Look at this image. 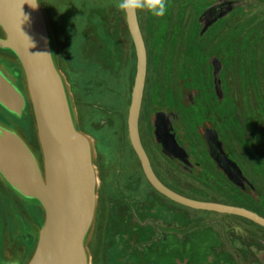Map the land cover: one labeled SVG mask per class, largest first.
I'll use <instances>...</instances> for the list:
<instances>
[{
  "label": "rangeland",
  "instance_id": "374dc122",
  "mask_svg": "<svg viewBox=\"0 0 264 264\" xmlns=\"http://www.w3.org/2000/svg\"><path fill=\"white\" fill-rule=\"evenodd\" d=\"M241 1L242 31L247 36L250 31L257 35L259 27L256 17L259 12L264 15V8L256 6V0ZM116 2L37 0L66 110L73 130L84 140L93 175L91 216L82 246L84 264H264V228L242 217L190 209L169 199L165 200V210L157 208L153 212L151 209L148 220L143 215L138 216L133 207H128L118 216L114 213L115 209L110 207H106L104 212L100 210L97 201L99 182L94 167L98 153L95 146L97 140L92 135H81L79 122L83 113H87L89 123L100 119H122L125 123L119 125V130L124 127L125 135H129L127 124L137 74V53L128 17L115 7ZM175 3L179 6V1L175 0ZM1 5L2 0L0 8ZM177 10L175 8L174 13ZM93 14L102 15L103 21L108 19L109 23L103 24L102 40L96 44V51L103 62L102 70L113 73L109 79L106 78L109 73L84 74L86 72L82 68L84 65L80 56L85 44L83 34L87 31L94 35L95 27L86 21ZM137 16L141 33L145 35L150 48L147 54L148 84L154 87L157 86L156 74L160 69L159 53L154 50L159 19L144 13ZM235 17L238 19L239 15ZM237 24L232 22V34L238 30L240 25ZM105 29L111 33L112 42ZM256 35L249 36L252 42ZM235 39L242 40V34ZM0 41L6 45L0 47V76L16 90L21 99V102L17 101L16 110L0 103V154L9 156L8 160L12 156L13 161L10 163L13 165L17 158L18 163L30 166L38 173L45 190L48 154L39 107L26 66L17 51L18 46L1 21ZM105 60L110 63L108 68H105ZM231 66L232 72H241L240 78H232L231 92L232 95L239 94L238 91L242 90L245 94L242 103L245 104L243 108L246 116L245 132L237 131V139L231 145L241 156H245L243 166L255 188L242 192L231 184L229 190H224L222 182L218 180L221 176L216 175L217 171L206 159H198L203 165L193 172L184 168L180 173L172 170L181 180L178 193L185 197L236 205L264 215V123L259 127V123L264 121L260 118L264 112H258L259 104L256 101V84L259 83L256 73L261 65L248 63ZM243 72L247 75L244 76ZM96 82L104 84L97 85ZM96 86L101 88L95 89ZM84 102L93 105L94 109L85 108L82 105ZM85 109L88 111H83ZM191 126L189 121L186 126L179 125L176 129L182 134L185 130L193 131ZM199 144L204 146L202 142ZM25 188L0 167V264H35L45 247L49 227L46 201Z\"/></svg>",
  "mask_w": 264,
  "mask_h": 264
},
{
  "label": "flooded vegetation",
  "instance_id": "af4514ba",
  "mask_svg": "<svg viewBox=\"0 0 264 264\" xmlns=\"http://www.w3.org/2000/svg\"><path fill=\"white\" fill-rule=\"evenodd\" d=\"M177 1L179 6L175 0H168V13L159 19L154 50L159 53L160 69L156 74L157 86L154 87H149L148 84L147 55L146 87L139 117L142 147L149 156L157 178L176 193L181 190L182 184L172 169L179 173L182 168L193 172L203 165L198 159L210 162L211 167L217 171L216 175L221 176L218 180L222 182L224 190H229L233 184L242 192L252 191L255 187L243 166L245 156H241L231 145L237 139V131L245 132L243 127L246 120L243 108L245 104L242 103L245 101V94L242 90L238 91L239 94L232 95L231 92V80L240 78L241 72H232L231 65H261L256 73V78L259 79L256 84V101L259 104L258 112L263 113L264 15L259 12L256 17L258 34L250 31L247 36L241 28V0ZM256 6L264 8V0H256ZM175 8L178 10L174 13ZM237 15L238 19L235 17ZM86 21L95 27V33L93 35L86 31L83 34L85 44L80 59L86 72L84 74L96 75L104 71L96 44L98 40H102L103 24L109 23L108 19L103 21L102 15L97 14L91 15ZM232 22L239 23L237 25H240L238 30L241 31L242 40L235 39L240 36L238 30L231 33ZM105 32L112 42L111 33L107 29ZM255 35L256 39L252 42L250 38ZM143 39L148 54L150 48L145 35ZM109 64L105 60V68ZM104 72L109 73L107 79L113 75L108 70ZM243 75L246 76L247 73L243 72ZM82 105L87 109L93 108L88 102ZM86 114L80 116L79 131L84 137L92 135L97 140L95 146L98 153L94 167L99 182L97 201L100 210L104 212L106 207H110L115 209L114 213L118 216L128 207H133L136 214L143 215L145 220L149 219L151 209L153 212L157 208L165 210L167 198L147 178L132 145L130 131L129 135H125L124 127L119 130V125L125 121L100 119L89 123ZM260 118L264 119V116L261 115ZM189 121L193 131L185 130L180 134L176 127L186 126ZM263 123L264 121L260 122L259 127ZM127 128L129 130V122ZM201 142L204 146L199 144Z\"/></svg>",
  "mask_w": 264,
  "mask_h": 264
},
{
  "label": "water",
  "instance_id": "95a60500",
  "mask_svg": "<svg viewBox=\"0 0 264 264\" xmlns=\"http://www.w3.org/2000/svg\"><path fill=\"white\" fill-rule=\"evenodd\" d=\"M0 21L18 46L39 107L48 154L46 189L38 173L24 163H10L13 157L0 154V167L27 191L44 198L49 227L43 252L35 264H84L83 240L89 228L92 209V174L84 140L76 134L68 116L63 93L54 70L37 0H2ZM35 5V6H34ZM128 24L137 53V74L129 112L132 145L152 186L167 199L195 210L238 216L264 228V217L233 205L197 201L174 192L155 175L140 140L141 113L147 51L137 14H128ZM0 47H6L0 41ZM21 102L16 90L0 76V103L16 110ZM27 166V167H26ZM30 188V189H28Z\"/></svg>",
  "mask_w": 264,
  "mask_h": 264
},
{
  "label": "clouds",
  "instance_id": "9594fccd",
  "mask_svg": "<svg viewBox=\"0 0 264 264\" xmlns=\"http://www.w3.org/2000/svg\"><path fill=\"white\" fill-rule=\"evenodd\" d=\"M115 7L126 15L144 13L160 19L168 13L169 5L168 0H117Z\"/></svg>",
  "mask_w": 264,
  "mask_h": 264
},
{
  "label": "trees",
  "instance_id": "16d2710c",
  "mask_svg": "<svg viewBox=\"0 0 264 264\" xmlns=\"http://www.w3.org/2000/svg\"><path fill=\"white\" fill-rule=\"evenodd\" d=\"M236 206V205H235ZM245 209H247V208H245ZM248 210H251V209H248ZM251 211H253V210H251ZM257 213V212H256ZM262 217H264V215H262V214H260ZM263 228V227H262Z\"/></svg>",
  "mask_w": 264,
  "mask_h": 264
}]
</instances>
